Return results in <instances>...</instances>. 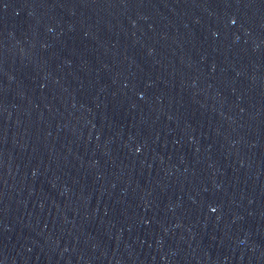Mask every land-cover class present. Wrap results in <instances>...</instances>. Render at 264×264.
<instances>
[{
  "label": "water",
  "instance_id": "95a60500",
  "mask_svg": "<svg viewBox=\"0 0 264 264\" xmlns=\"http://www.w3.org/2000/svg\"><path fill=\"white\" fill-rule=\"evenodd\" d=\"M0 264H264V0H0Z\"/></svg>",
  "mask_w": 264,
  "mask_h": 264
}]
</instances>
